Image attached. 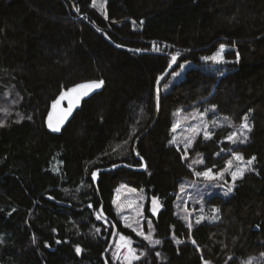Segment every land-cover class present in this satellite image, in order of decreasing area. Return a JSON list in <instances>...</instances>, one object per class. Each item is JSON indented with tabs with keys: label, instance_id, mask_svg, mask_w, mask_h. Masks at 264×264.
Here are the masks:
<instances>
[{
	"label": "trees",
	"instance_id": "16d2710c",
	"mask_svg": "<svg viewBox=\"0 0 264 264\" xmlns=\"http://www.w3.org/2000/svg\"><path fill=\"white\" fill-rule=\"evenodd\" d=\"M222 44L223 62L203 59ZM177 53L160 83L157 116L158 80ZM92 80H103L104 90L51 134L52 102ZM208 105L231 126L211 139L199 135L186 158L170 143L175 114ZM244 116L248 142L232 143ZM0 124V264H106L109 220L119 229L109 264H122L123 233L133 238L134 264H264V0H97L96 7L0 0ZM234 153L256 157L252 169L235 180L229 199L208 201L218 221L192 220L189 228L175 215L180 183L197 170H223ZM127 163L146 169L102 172L95 186L93 172ZM237 167L234 160L231 170ZM121 183L145 189L159 245L119 220L113 201Z\"/></svg>",
	"mask_w": 264,
	"mask_h": 264
},
{
	"label": "rangeland",
	"instance_id": "374dc122",
	"mask_svg": "<svg viewBox=\"0 0 264 264\" xmlns=\"http://www.w3.org/2000/svg\"><path fill=\"white\" fill-rule=\"evenodd\" d=\"M175 115H176V122L178 123V127L176 128L174 135V139L176 141L174 144H176L181 148L186 158L190 157L189 150L193 147L195 139L199 135H203L204 124L208 125L207 130L210 133L220 130L226 126H231V122L227 116L218 114L216 107L209 105L203 106L201 108H194L192 110L176 112ZM213 121H215V124L212 123ZM194 127H199L200 129L199 134L189 131V129ZM241 131L245 132L246 135H249V132H247L246 129H242L240 127L235 131L236 136L240 137ZM188 138L192 139V145L191 147H188L186 149L185 145L187 143ZM199 159L201 160L202 156ZM238 162L241 163L240 168L248 169L243 173V175L247 171L252 169L251 167L252 165L248 166L245 161L244 162L238 161ZM230 171H236V168L235 169L233 168L232 170L230 169ZM197 172L198 171H196V173ZM212 172L216 173L218 171H212ZM227 176L230 177V179H228ZM239 178L241 177H237L236 179ZM235 180H233L229 172L228 173L225 172L222 180L218 179V180L209 181L203 178L202 176L196 175V178L192 181L189 180L182 181L175 196V215L177 217H180L182 220L185 219L184 221H186L188 224H191L192 220H194L195 222H197V220H200L199 223L205 221L208 222L218 221L220 218L219 211L211 204H209L208 201L211 199V197L215 195L222 196L224 198H229L232 195V192L236 186ZM217 183H221V184H217ZM229 188H231V191H229ZM129 189H132L133 191H129ZM114 201H115L114 207L118 215V218L126 228L132 229L131 227L126 226L130 224L132 227L137 228V230H142L146 235L149 234L150 231L152 240L153 241L156 240L154 237L153 220L151 219V217L147 215L146 211L144 210L148 202L147 194L144 188L136 189L127 184L121 183L115 191ZM125 217H127V220L124 219ZM147 221H150L153 224L149 225V222L147 223ZM121 236L127 237L125 234ZM136 236L138 238L143 239V237L141 236L138 235ZM128 238L131 237L128 236ZM131 241L133 242V238H131ZM124 245H125V241H122L120 237L118 246L116 248L117 249L116 257L119 259V261L122 264H134L135 259H131V260L125 259V257L129 256V252H128V248ZM131 245H132L131 247L134 248V244L132 243ZM153 246H157V245H153ZM251 264H258V261L256 262L255 260L251 262Z\"/></svg>",
	"mask_w": 264,
	"mask_h": 264
},
{
	"label": "snow or ice",
	"instance_id": "6c2138e0",
	"mask_svg": "<svg viewBox=\"0 0 264 264\" xmlns=\"http://www.w3.org/2000/svg\"><path fill=\"white\" fill-rule=\"evenodd\" d=\"M105 2H106V0H105ZM92 3H93V7H96L97 6V0H92ZM100 9L103 12V4L100 5ZM77 11H79V9H77ZM133 23H135V22H133ZM117 47H119V45H117ZM153 47H154V50L159 51V49L156 48L155 45ZM224 49H225V46L222 44L220 46L219 50L216 52L215 55L208 56V57H204L203 59L210 60V61H213V62H216V63L223 62L224 57H223L222 54L224 52ZM178 55H179V53H177L176 55H173L172 56L171 59H172V62L173 63H175ZM238 61H239V54L237 53V62ZM103 84H104V81L103 80L91 81V82H88V83H83V84L75 85L74 87L68 89L66 92L62 93L61 94V97H60L61 100L64 99L66 96L67 97H70L72 93H76V92H78V90L80 91V95L76 96L75 100L71 103V105L64 112V115L61 118V120L57 124H55V125H53L51 122H49V125H48L49 128L52 131H54V132H59L60 131V124H62L63 121L65 119H67V117L72 113L73 107L75 106V104H77L79 102L81 96L88 95V93L91 92L93 89H98V88L102 87ZM59 103H60V100H57L54 103L53 107L55 108L57 105H59ZM243 120L245 122L240 127L242 129H246L247 132H251L252 131V128L247 123L248 116H244L243 117ZM212 123L215 124V121H213ZM0 126H4V125L3 124H0ZM177 127H178V125L177 124H174L172 130L175 132ZM207 129H208V125L207 124H204V132H203L204 139H211L212 134ZM189 131H192L193 133L199 134L200 129H199V127H194V128L189 129ZM228 139L232 143H236L238 141L239 143L244 144V143H247L248 142L249 137H248V135L245 134V132L241 131L240 137H237L236 134L233 133V134L229 135ZM175 142H176L175 139H173L172 141H170V143H175ZM191 145H192V139L191 138H188L187 139V143L185 145V148L187 149L188 147H191ZM137 155H139V153H137ZM234 160L235 161L244 162V158L241 155H239L238 153H234L233 154V158L227 160V162H226L227 163V167H225L223 170L218 171L216 173H213L211 169H208L206 171H198L196 173V175L197 176H202L206 180L212 181V180L223 179L224 173L225 172H229L230 175L232 176L233 180H235L237 177H242L243 176V173L246 170H248V169L237 167L236 171H230V169L233 166V161ZM255 160H256V157L253 156L251 159H249V160L246 161V164L248 166H251ZM195 162L202 164L204 161L201 159V160H198V161H195ZM96 176H97V174L95 172H93L92 173V178L94 180L96 179ZM129 191H133V190L132 189H129ZM229 191H231V188H229ZM113 202L115 203V201H113ZM152 203H153V212L155 213L156 207H157V201L154 199L152 201ZM101 216H102V213L99 214V215H97V219H100ZM124 219L127 220V217H125ZM199 222H200V220H197V223H199ZM149 225H151V222L150 221H149ZM126 226L127 227H131L132 228V231L135 232L136 235L143 237L144 240L148 241L152 245H159L161 243V241L158 240V239L155 240V241H153L150 232H149V234L146 235L142 230H137V228L132 227L130 224L129 225H126ZM188 226H189V228H191V224H189ZM96 231L99 232V229H96ZM121 240L122 241H125V245L124 246H126L128 248V252H129V256L128 257H125V259H128V260H131V259H139V257L136 256V249H134V248L131 247V244H132L131 239L128 238V237L121 236ZM57 243H60V241L58 240ZM177 243H182V241H177ZM192 243L195 244V241L193 240ZM81 251H82V249L77 246L76 252L79 254ZM142 255H143V253H142ZM157 255H159V253H157ZM206 264H207V262H206ZM249 264H251V262H249Z\"/></svg>",
	"mask_w": 264,
	"mask_h": 264
},
{
	"label": "water",
	"instance_id": "95a60500",
	"mask_svg": "<svg viewBox=\"0 0 264 264\" xmlns=\"http://www.w3.org/2000/svg\"><path fill=\"white\" fill-rule=\"evenodd\" d=\"M115 45V44H113ZM116 46V45H115ZM117 47V46H116ZM129 50V49H127ZM129 51H134V50H129ZM135 52V51H134ZM136 52H139V51H136ZM177 61V59H176ZM176 61L175 63H171V65L168 67V69L166 70V72L164 73V75L158 80V85H157V116H158V112H159V95H160V83L161 81L163 80L164 77H166V75L171 71V69L174 67V65L176 64ZM92 81H99V80H92ZM88 82H91V81H86V82H82V83H79V84H83V83H88ZM78 85V84H77ZM74 87V86H73ZM104 87H105V84H103L102 87L98 88V89H93L91 92L88 93V95H85V96H81L79 102L77 104H75V106L73 107V111L72 113L67 117V119H65L63 121L62 124H60V131L59 132H54L52 131L50 128H49V122H51L53 125L57 124L61 118L63 117L64 115V112L67 110V108L71 105V103L75 100L76 96L80 95V91L78 90V92L76 93H72L70 97H65L64 99H60L61 97V94L66 92L67 90H65L64 92H62L60 95H58V97L55 99L54 102H52V104L50 105V108H49V111H48V114H47V117H46V121H45V125H46V128L47 130L51 133V134H55V135H60L61 132L68 126V124L73 120V118L75 117V115L81 110L84 102L90 100L92 97H94L95 95L101 93L103 90H104ZM72 88V87H71ZM70 89V88H69ZM57 100H60V103L59 105H57L55 108L53 107L54 103L57 101ZM141 139V138H140ZM139 139V140H140ZM138 153V150H137V143L135 145V154L137 155ZM138 156V155H137ZM124 168H127V169H131V170H135V171H140V172H143L145 171L146 169V166L143 165L142 168H136V167H133L131 165H128V164H119V165H115L111 168H106V169H100V170H97L95 171V173L97 174L96 176V179L94 181V184L95 186L97 187V183H98V180H99V175L102 173V172H111V171H114V170H117V169H124ZM156 200L157 201V207H156V211L155 212H159L161 209H162V204L160 202L159 199L157 198H153L151 200V203H150V206H151V209L153 210V203L152 201L153 200ZM110 223L113 225V234H112V238H111V241H110V244H109V247L108 249L105 251V253L103 254V259L105 261L106 264H109L108 261H107V255L108 253L112 250L114 244H115V241H116V238H117V235L119 233V230L116 226V224L112 221V220H109Z\"/></svg>",
	"mask_w": 264,
	"mask_h": 264
},
{
	"label": "bare ground",
	"instance_id": "6f19581e",
	"mask_svg": "<svg viewBox=\"0 0 264 264\" xmlns=\"http://www.w3.org/2000/svg\"><path fill=\"white\" fill-rule=\"evenodd\" d=\"M77 14V13H76ZM162 48V47H161ZM161 51V50H160ZM181 52V51H180ZM176 55V54H175ZM178 58V57H177ZM176 63H177V61H176ZM158 85V84H157ZM11 100V99H10ZM21 102V101H20ZM19 102V103H20ZM209 110V109H208ZM11 115V114H10ZM246 161V160H245ZM215 163V162H214ZM128 164V163H127ZM199 164V163H198ZM221 164V163H220ZM203 167V166H202ZM252 167V166H251ZM137 168V167H136ZM204 168V167H203ZM224 168V167H223ZM198 171V170H197ZM214 171V170H213ZM226 173H228V172H226ZM222 180V179H221ZM224 181V180H223ZM230 181V180H229ZM238 183V182H237ZM241 183V182H240ZM217 184H221V183H217ZM177 191V190H176ZM209 192V191H208ZM214 197V196H213ZM173 198V197H172ZM216 198V197H215ZM221 198H222V196H221ZM206 199V198H205ZM205 199H204V201H205ZM229 199V198H228ZM160 200V199H159ZM200 200V199H199ZM205 204V203H204ZM204 207V206H203ZM198 208V207H197ZM206 208V207H205ZM145 210V209H144ZM216 210V209H215ZM206 212V211H205ZM220 213V212H219ZM146 215V214H145ZM185 215V214H184ZM149 216V215H148ZM202 216V215H201ZM150 217V216H149ZM194 217V216H193ZM154 218V217H153ZM191 218H192V216H191ZM152 219V218H151ZM196 219V218H195ZM208 219V218H207ZM185 220V219H184ZM211 220V219H210ZM145 222V221H144ZM149 221H147V223H148ZM186 222V221H185ZM151 224H153V223H151ZM198 224V223H197ZM155 225V224H154ZM153 225V226H154ZM189 227V226H188ZM152 228V227H151ZM127 229V228H126ZM112 230V229H111ZM131 230V229H130ZM129 230V231H130ZM147 230H148V227H147ZM124 231V230H123ZM133 232V231H132ZM150 232V231H149ZM122 233V232H121ZM134 233V232H133ZM122 235H124V233L122 234ZM136 236V235H135ZM128 237V236H127ZM132 238V237H131ZM130 238V239H131ZM191 239V238H190ZM134 242V241H133ZM132 242V243H133ZM116 243H117V240H116ZM189 243H191V242H189ZM134 244V243H133ZM192 244V243H191ZM135 245V244H134ZM76 246V245H75ZM132 246V245H131ZM116 247V246H115ZM135 248V247H134ZM154 248V247H153ZM84 249V248H83ZM114 249V248H113ZM74 250H75V247H74ZM77 255V254H76ZM227 256V255H226ZM104 260V259H103ZM140 260V259H139ZM225 260V259H224ZM236 260V259H235ZM230 262V261H229ZM257 262V261H256ZM215 263V262H214ZM227 264V263H226Z\"/></svg>",
	"mask_w": 264,
	"mask_h": 264
},
{
	"label": "built area",
	"instance_id": "2783aa9c",
	"mask_svg": "<svg viewBox=\"0 0 264 264\" xmlns=\"http://www.w3.org/2000/svg\"><path fill=\"white\" fill-rule=\"evenodd\" d=\"M154 45H155L156 48L159 47V45H158L157 43H154V44L152 45V47H151L152 49H154V47H153Z\"/></svg>",
	"mask_w": 264,
	"mask_h": 264
},
{
	"label": "flooded vegetation",
	"instance_id": "af4514ba",
	"mask_svg": "<svg viewBox=\"0 0 264 264\" xmlns=\"http://www.w3.org/2000/svg\"><path fill=\"white\" fill-rule=\"evenodd\" d=\"M110 222V221H109Z\"/></svg>",
	"mask_w": 264,
	"mask_h": 264
}]
</instances>
